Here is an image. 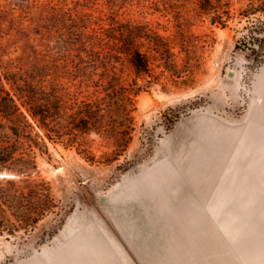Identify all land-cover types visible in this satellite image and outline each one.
<instances>
[{"label": "rangeland", "instance_id": "1", "mask_svg": "<svg viewBox=\"0 0 264 264\" xmlns=\"http://www.w3.org/2000/svg\"><path fill=\"white\" fill-rule=\"evenodd\" d=\"M213 3L0 0V74L120 105L107 116L112 135L38 152L58 208L0 233V264H264V32L251 30L264 14L242 16L249 0ZM113 20L110 77L100 67L88 82L77 36Z\"/></svg>", "mask_w": 264, "mask_h": 264}, {"label": "trees", "instance_id": "2", "mask_svg": "<svg viewBox=\"0 0 264 264\" xmlns=\"http://www.w3.org/2000/svg\"><path fill=\"white\" fill-rule=\"evenodd\" d=\"M208 1L212 6L214 1L219 6L223 2L198 0L200 5ZM249 1L242 16L249 18L264 14V0ZM100 30L77 36H80L81 48L87 56V59L80 58L79 64L82 66L84 63L92 69L86 78L91 83H94L92 77L100 67L104 68V79L110 77L109 60L121 40L117 36L120 35L118 23L114 20L110 29ZM251 30L254 35L264 32V19L254 21ZM253 41L262 39L254 36ZM131 45L127 50L131 63L138 72L150 74L147 54ZM5 69V74H0V171L12 172L16 177L0 178V233L14 235L19 230L35 228L58 208L51 183L38 177V152L48 154V144L57 141L79 143V134L92 130L112 135L113 128L108 127L107 116L118 102L114 99L111 104L99 97L78 102L61 84L54 83L47 89L27 74L13 72L8 67ZM3 75L10 84V90L2 84ZM112 79L116 78L112 76ZM113 91L112 94L118 93L115 88ZM107 97L111 95L107 94Z\"/></svg>", "mask_w": 264, "mask_h": 264}, {"label": "water", "instance_id": "3", "mask_svg": "<svg viewBox=\"0 0 264 264\" xmlns=\"http://www.w3.org/2000/svg\"><path fill=\"white\" fill-rule=\"evenodd\" d=\"M10 175H7V174H5V175H2V177H9Z\"/></svg>", "mask_w": 264, "mask_h": 264}]
</instances>
